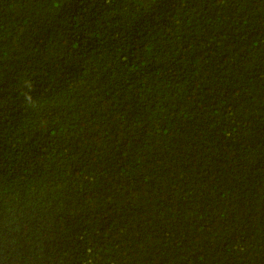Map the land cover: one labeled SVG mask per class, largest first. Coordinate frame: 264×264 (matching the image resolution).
<instances>
[{
  "label": "trees",
  "instance_id": "trees-1",
  "mask_svg": "<svg viewBox=\"0 0 264 264\" xmlns=\"http://www.w3.org/2000/svg\"><path fill=\"white\" fill-rule=\"evenodd\" d=\"M0 264H264V0H0Z\"/></svg>",
  "mask_w": 264,
  "mask_h": 264
}]
</instances>
